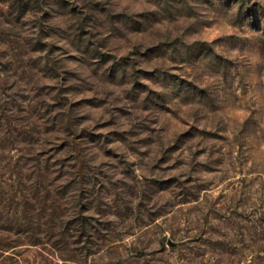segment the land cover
I'll list each match as a JSON object with an SVG mask.
<instances>
[{
    "label": "rangeland",
    "instance_id": "rangeland-1",
    "mask_svg": "<svg viewBox=\"0 0 264 264\" xmlns=\"http://www.w3.org/2000/svg\"><path fill=\"white\" fill-rule=\"evenodd\" d=\"M0 264H264V0H0Z\"/></svg>",
    "mask_w": 264,
    "mask_h": 264
},
{
    "label": "trees",
    "instance_id": "trees-1",
    "mask_svg": "<svg viewBox=\"0 0 264 264\" xmlns=\"http://www.w3.org/2000/svg\"><path fill=\"white\" fill-rule=\"evenodd\" d=\"M0 111H3V110L0 109Z\"/></svg>",
    "mask_w": 264,
    "mask_h": 264
}]
</instances>
